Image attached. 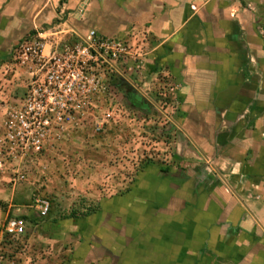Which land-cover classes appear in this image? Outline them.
<instances>
[{
    "label": "crops",
    "instance_id": "obj_1",
    "mask_svg": "<svg viewBox=\"0 0 264 264\" xmlns=\"http://www.w3.org/2000/svg\"><path fill=\"white\" fill-rule=\"evenodd\" d=\"M89 31L133 45L139 96L111 82L101 132L105 100L41 157L3 162L0 227L25 221L30 264H264V0H0V135L30 77L14 49Z\"/></svg>",
    "mask_w": 264,
    "mask_h": 264
},
{
    "label": "built area",
    "instance_id": "obj_2",
    "mask_svg": "<svg viewBox=\"0 0 264 264\" xmlns=\"http://www.w3.org/2000/svg\"><path fill=\"white\" fill-rule=\"evenodd\" d=\"M43 45L41 38L31 35L14 49L15 63L25 66L30 77L19 104L9 107L3 116L0 166L16 156L41 157L58 143L66 126L84 119L93 111L94 103L105 100V110L94 124V131L101 132L116 111L109 83L139 94L132 77L140 69V55L129 41L89 31L85 36L74 35L62 46L56 45L46 55L42 53ZM168 126L164 122V129ZM24 181L22 171L13 172L9 179L11 185ZM25 208L42 219L50 210V202L35 196ZM28 251L25 221L6 218L0 227V264H30Z\"/></svg>",
    "mask_w": 264,
    "mask_h": 264
},
{
    "label": "rangeland",
    "instance_id": "obj_3",
    "mask_svg": "<svg viewBox=\"0 0 264 264\" xmlns=\"http://www.w3.org/2000/svg\"><path fill=\"white\" fill-rule=\"evenodd\" d=\"M153 126V125H152ZM133 130V129H132ZM150 129H148V131H146V132H150L149 131ZM137 131V130H136ZM135 130H133V131H131V133H129L130 135L129 136H131V134L133 135V133H135L136 132ZM145 134V133H144ZM150 134H153V132H150ZM150 134H145V139H143L142 141H141V139H140V147H141V145L143 146V148L141 149V156H143L142 157V159H147V158H150V156L151 157H153V153H155V154H157V152L156 151H158V149H157V147H155V146H153L152 145V143H151V141L153 142V136L152 135H150ZM141 135L139 134L137 137H140ZM151 159V158H150ZM75 207H77V209L79 210L78 211V213H80V212H82L83 211V213L85 212L84 210H85V208H86V202L84 201V200H78L77 201V203L75 204Z\"/></svg>",
    "mask_w": 264,
    "mask_h": 264
},
{
    "label": "water",
    "instance_id": "obj_4",
    "mask_svg": "<svg viewBox=\"0 0 264 264\" xmlns=\"http://www.w3.org/2000/svg\"><path fill=\"white\" fill-rule=\"evenodd\" d=\"M132 93L134 94V96H139V94L135 93L134 91Z\"/></svg>",
    "mask_w": 264,
    "mask_h": 264
}]
</instances>
